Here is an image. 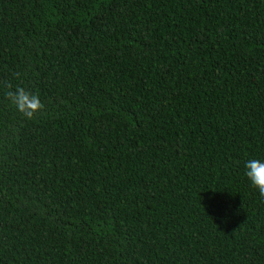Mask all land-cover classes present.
Here are the masks:
<instances>
[{
  "label": "trees",
  "instance_id": "obj_1",
  "mask_svg": "<svg viewBox=\"0 0 264 264\" xmlns=\"http://www.w3.org/2000/svg\"><path fill=\"white\" fill-rule=\"evenodd\" d=\"M252 157L264 0H0V264H264Z\"/></svg>",
  "mask_w": 264,
  "mask_h": 264
},
{
  "label": "clouds",
  "instance_id": "obj_2",
  "mask_svg": "<svg viewBox=\"0 0 264 264\" xmlns=\"http://www.w3.org/2000/svg\"><path fill=\"white\" fill-rule=\"evenodd\" d=\"M6 96L26 119H33L38 112L44 109L39 94L25 87L12 88L9 85ZM244 169V174L251 185L258 190L261 197H264V159L252 157L244 162Z\"/></svg>",
  "mask_w": 264,
  "mask_h": 264
}]
</instances>
